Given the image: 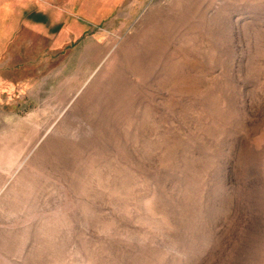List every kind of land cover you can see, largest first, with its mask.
I'll use <instances>...</instances> for the list:
<instances>
[{"label": "rangeland", "instance_id": "rangeland-1", "mask_svg": "<svg viewBox=\"0 0 264 264\" xmlns=\"http://www.w3.org/2000/svg\"><path fill=\"white\" fill-rule=\"evenodd\" d=\"M0 264H264V0H0Z\"/></svg>", "mask_w": 264, "mask_h": 264}, {"label": "bare ground", "instance_id": "bare-ground-1", "mask_svg": "<svg viewBox=\"0 0 264 264\" xmlns=\"http://www.w3.org/2000/svg\"><path fill=\"white\" fill-rule=\"evenodd\" d=\"M102 93V92H101Z\"/></svg>", "mask_w": 264, "mask_h": 264}]
</instances>
